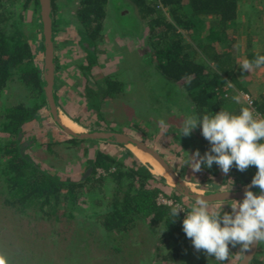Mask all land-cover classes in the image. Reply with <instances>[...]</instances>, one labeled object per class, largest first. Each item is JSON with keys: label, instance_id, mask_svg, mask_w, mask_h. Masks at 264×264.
Instances as JSON below:
<instances>
[{"label": "trees", "instance_id": "16d2710c", "mask_svg": "<svg viewBox=\"0 0 264 264\" xmlns=\"http://www.w3.org/2000/svg\"><path fill=\"white\" fill-rule=\"evenodd\" d=\"M73 1L62 3L52 0L56 51L60 44L56 39L60 26L59 9L63 6L67 10ZM77 1L75 11L65 10L63 15L66 24L76 28L79 45L91 57L88 55V64L81 66L88 83L83 86L85 93L80 97L86 99L87 111L102 113L104 102L120 97L126 90V80L119 72L107 74L100 70L101 65L97 61V47L105 38L109 0ZM240 1L127 0L140 26L145 22L148 27L146 34L144 26L131 31L128 29L134 38L146 37L149 46L145 54L149 59H142L153 66L143 63L142 75L148 80L158 74L157 83L164 90L161 94L174 104L180 115L214 114L221 109L238 113L242 106H248L264 117V100H256L252 96L254 104L250 105L241 94L249 92L245 91L236 76L237 45L231 36L243 25L239 18ZM256 4L250 0L245 6L255 12ZM30 8L33 18L28 23L25 16ZM33 43L38 48L36 52ZM219 43L224 46L222 51L218 48ZM43 49L39 0H0V196H3L4 205L24 215L40 214L43 218L53 217L57 221L64 216L75 220L77 229L87 231L88 235L96 233L99 239L110 244L115 254L122 251L127 237L144 228L147 234H154L159 240L156 256H159L160 249L166 248L168 251L162 254V258L171 263L220 264L221 261L193 247L182 228V211L174 222L171 221V206L180 202L181 197L192 202L194 199L173 189L163 176H156L148 165L135 159V153L129 148L121 155L95 148L87 157L88 164L83 174L89 168H92L91 173L82 181H71L75 176L61 181L49 173L47 168L57 170L58 167L50 158L42 157L45 154L54 158L60 155L55 146L68 143L69 148L77 151L80 144L94 142L76 138L40 142L38 133L37 136L33 133L37 131V126L26 131L30 128L29 124L47 109L41 67L36 62L37 52H43ZM256 55H264V51L249 52L247 59H254ZM59 69L56 56L58 101ZM93 70L98 72L97 76ZM230 82L234 83L235 89ZM146 84L149 85L148 81ZM12 85L19 88V92H16L13 101H9L7 92ZM149 89L153 98L157 99L156 88L152 89L149 85ZM234 97H239V100ZM156 112L160 117L161 108L157 107ZM136 128L143 130L139 125ZM180 129L181 126H174L168 132L185 157L197 150L203 155L210 149L200 126L186 136L180 135ZM143 133L146 135V132ZM29 139L33 142L28 143ZM199 171L208 175L210 184L219 187L220 184L228 185L231 180L236 184H249L257 168L250 166L240 171L233 166L228 173H224L214 163L211 168L202 166ZM182 176L187 179L184 173ZM215 180H220V184ZM170 190L173 192H168ZM253 191L259 189L254 187ZM161 195L173 199V202H160ZM184 206L189 207L187 204ZM224 209L230 211L228 207ZM260 244L251 264L260 263L258 253L264 252Z\"/></svg>", "mask_w": 264, "mask_h": 264}, {"label": "rangeland", "instance_id": "374dc122", "mask_svg": "<svg viewBox=\"0 0 264 264\" xmlns=\"http://www.w3.org/2000/svg\"><path fill=\"white\" fill-rule=\"evenodd\" d=\"M60 1L66 3V0ZM244 1L241 0L243 2L241 13L244 12L245 8H248L245 7ZM248 1L250 0H246V2ZM251 1L256 2L257 0ZM257 2H259V4H256L257 11L253 13L254 15L251 14L252 16H249V18L255 19L254 24L260 22L262 15H264V12H262L264 5L260 4V2L264 3V0H258ZM77 5L78 1L74 0L73 4L67 6V10L61 6L58 14V23L63 26L62 28L59 26L56 34V39L60 43L56 56L60 65L58 75L62 84L58 90L62 116L72 121L78 120L86 128L116 129L144 141L165 156L178 171L184 173L191 186L197 191H216L229 189L232 186L234 188L236 184L233 180L228 181L226 186L220 184V180H215L220 186L214 187L209 183L208 175L200 171H194L189 165H185L187 157L177 147L168 131L173 129L174 126H182L186 117L180 115V112L175 110L174 104L171 101L168 102V99L162 95L164 90L157 83V78L159 77L157 73L149 77L148 80L144 78L145 75H142L144 66L141 65L143 63L153 66L150 62L143 60L144 58L149 59L148 54L145 56L149 46L146 44V37L144 39L134 38L128 32V29L131 31V29H137V27L139 29L144 26V34H146L148 27L144 21L143 25L141 23L140 26L127 0H109L107 9L109 17L104 28L105 38L103 43L97 47L99 50L97 61L101 65V68L98 67V69L100 68L107 74H113L118 71L119 75L126 80V90L120 97L104 102L102 113L99 112L101 114L96 110L92 111L89 109L87 111L86 99H81L80 95L85 93L83 86L88 83L81 66L88 64L89 53L79 45V36L76 33V28L66 24V17L63 15L66 11L74 12ZM128 10L129 13H126ZM250 10L252 11V9ZM135 11L137 12L136 8ZM25 17V20L29 23L33 18V10L31 8L26 11ZM242 21L244 25H241L242 27L240 26L239 30L243 32L239 35V39L241 43L247 44L248 35H245L247 30L246 21L245 19ZM254 28L252 32L256 33V37H252V39L257 40L256 42L261 47L264 41V36H262L264 35V29L260 25H254ZM32 46L36 52L38 48L34 43ZM238 48L240 57H243L242 47ZM36 62L40 65L43 64L42 51L37 52ZM93 73L96 76L98 75L95 70H93ZM239 74L241 76L245 74V71L239 70ZM146 81L152 86V89L156 88L157 99L153 98L154 95ZM162 86L165 89L167 88L165 85ZM231 87L235 89L233 84ZM16 92H19V88H14V85L8 89L7 96L9 101L10 99L13 101L16 98ZM249 95L254 98L256 96L250 92ZM239 97L241 98V95ZM157 107L161 108L160 117L156 112ZM138 125L143 130L137 129ZM29 126L30 128L37 126V131L33 133L36 136L38 133L40 142H59L67 139V136L51 122L46 110H43L40 113V117L31 122ZM143 132H146V135ZM69 146L70 144L68 143L65 145L64 143L62 145L59 144L54 148L60 155L54 158L52 155L45 154V157L42 158H50L51 162L58 167L56 171L66 176L75 177L84 175L83 173L88 164L87 157L95 148H101L113 155L125 154L128 150L126 146L96 142L94 144L89 142L80 144L77 151L75 149L72 150ZM129 149L133 151L132 146ZM85 153L86 155H84ZM31 154L35 155V153ZM133 156L140 163L148 165L156 176H164L157 174L150 162L141 161L135 154ZM127 161L130 162L131 159L128 158ZM168 192L173 191L170 190ZM159 200L160 202H173V199L163 195L160 196ZM178 203L190 206L193 202L181 197ZM223 204L225 203H212L209 205L215 208L221 207ZM226 207L231 210L229 205L224 206V208ZM182 212L185 216L186 211ZM74 221L72 219L68 220L64 216L61 217L60 221H57L53 217L49 219L43 218L40 214L39 216L24 215L10 206H5L3 196H0V258H2L3 264H179L177 262L171 263L162 258V254L164 255L168 251L166 248L160 249L158 251L159 256H156L157 247L160 246L159 240L156 235L147 234V230L145 231L144 228L139 229L136 235L127 237L122 244V251L119 254H115V251L111 250L110 244L103 239H99L96 233L88 235L87 231L77 229ZM262 244H264L263 241ZM243 254L244 251L240 249L239 245L235 247L230 245L227 262L224 260L222 264H236L238 256L241 257ZM261 254L264 256V253L260 252L258 256Z\"/></svg>", "mask_w": 264, "mask_h": 264}, {"label": "clouds", "instance_id": "9594fccd", "mask_svg": "<svg viewBox=\"0 0 264 264\" xmlns=\"http://www.w3.org/2000/svg\"><path fill=\"white\" fill-rule=\"evenodd\" d=\"M239 65L242 70L251 71L253 66L264 65V55L245 59ZM234 99L238 101L239 97ZM197 126L209 141L210 149L203 155L199 150L189 153L185 165L199 171L202 166L211 168L215 163L224 173L233 166L240 171L250 166L257 168L249 184L235 183L246 189L243 199H229L225 203L230 211L224 209L225 204L210 207L207 199L199 196L189 207L177 203L170 208L173 222L181 211H186L182 228L196 250L224 261L229 256L230 245H239L247 252L254 244L264 241V117L248 106H242L238 113L221 109L214 114L189 115L183 121L180 135L191 134ZM254 187L259 191H253ZM232 188L222 193H230ZM0 264H3L2 258Z\"/></svg>", "mask_w": 264, "mask_h": 264}, {"label": "water", "instance_id": "95a60500", "mask_svg": "<svg viewBox=\"0 0 264 264\" xmlns=\"http://www.w3.org/2000/svg\"><path fill=\"white\" fill-rule=\"evenodd\" d=\"M39 2L40 18L42 24V39L44 45L43 64L39 65L41 67L40 72L42 76V87L47 99L48 115L56 128L63 132L67 136V138H76L104 144H118L126 146L128 148L132 146L145 153L150 154L152 157L157 159L164 167L167 176L163 177L165 178L166 182L171 187L176 189L184 196H187L188 198L195 199V197L199 196L202 198H206L209 204L227 203L229 202V199H243L246 188H243L242 185L235 186L234 188H232L230 193H222L223 190L227 189H219L216 191L195 190V188L191 186L190 182L182 176V173L178 171L165 156H163L159 151L151 147L149 144L126 132L111 128H86L80 122H77L82 128V130L79 132L73 131L69 127H67L61 120V106L59 105V101L56 95V41L54 35V15L52 0H39ZM28 130L31 131V128L26 129L27 132ZM30 142H32V139L28 140V143ZM47 169L49 170L50 174H52L59 180L68 181V176L54 169ZM91 170L92 168H89V170L83 176H76L71 179V181L84 180L86 176L91 173ZM169 178L173 180V182H171ZM259 245L260 244H254L249 251L244 252L237 264H251V261L253 260L255 254L259 249Z\"/></svg>", "mask_w": 264, "mask_h": 264}, {"label": "crops", "instance_id": "0c3cea01", "mask_svg": "<svg viewBox=\"0 0 264 264\" xmlns=\"http://www.w3.org/2000/svg\"><path fill=\"white\" fill-rule=\"evenodd\" d=\"M257 1L255 3L259 4V2H257ZM242 4H243V2L240 1V15H239V18L241 20H244L245 19V21H246V28H247V30H246V34L245 35H248V39H247V44H245L244 42L241 43L240 42V39H239V35L243 31L242 30H238V29H237L236 34H234V35L231 36V38L232 37L235 38V40H236L235 42H236V45H237V47H236V49H237V54H236V59H237L236 60V76H237V79H238L239 83H241L242 86L246 88L245 91L250 92V93L256 95L255 96V99L256 100H264V65H261L260 67L253 66V68H252L251 71H245L244 70L245 71V74H242L241 75L242 77L239 74V70H242V68H241V66L239 64L242 63L243 60L247 59V54L249 52H253V51L254 52L264 51V41L262 42L261 47H259L258 42H256L257 40L252 39V37H256V33L252 32V30L255 29L254 28V25H260V27H262L264 29V15H262V17H261L262 20L260 22H258V23L255 22L257 24H254L253 19H252V23H251V21L249 20V16L254 15L253 14L254 12H252L248 8H245L244 9V12H243L244 14L241 13V9L243 7ZM260 4H263L264 5V3H262V2H260ZM245 5H246V1H245ZM245 7H247V6H245ZM262 12H264V9H262ZM249 36H251V37H249ZM262 36H264V35H262ZM238 47H242L243 51H241V52L244 54L243 57H240V50H239ZM218 48H219V50L222 51L224 49V46L219 43L218 44ZM230 84H233L234 85V83H232V82H230ZM240 92H241V90H240ZM263 245L264 244H262L261 247H263V249H264V246ZM261 253H264V252H261ZM235 256H236V254H235ZM241 257L238 256L237 263L239 262V260L241 259ZM263 257L264 256L262 254L259 256V258H260V263L259 264H264V258ZM222 262L223 261H221L220 264H222ZM225 262H227V258L225 259Z\"/></svg>", "mask_w": 264, "mask_h": 264}, {"label": "bare ground", "instance_id": "6f19581e", "mask_svg": "<svg viewBox=\"0 0 264 264\" xmlns=\"http://www.w3.org/2000/svg\"><path fill=\"white\" fill-rule=\"evenodd\" d=\"M61 120L62 122L67 126L69 127L71 130L73 131H76V132H79L82 130L81 126L75 122V121H72V120H69L67 119L66 117L62 116L61 117ZM133 151L134 153L136 154V156L143 162H150L153 166V170L157 173V174H162L164 176H167V173L164 169V167L161 165V163L155 159L154 157H152L150 154L148 153H145L135 147H133ZM169 180L171 182H173V180H171L169 178Z\"/></svg>", "mask_w": 264, "mask_h": 264}, {"label": "built area", "instance_id": "2783aa9c", "mask_svg": "<svg viewBox=\"0 0 264 264\" xmlns=\"http://www.w3.org/2000/svg\"><path fill=\"white\" fill-rule=\"evenodd\" d=\"M242 96H243V98L250 104V105H253L254 104V98L253 97H251L250 95H249V93H242Z\"/></svg>", "mask_w": 264, "mask_h": 264}, {"label": "flooded vegetation", "instance_id": "af4514ba", "mask_svg": "<svg viewBox=\"0 0 264 264\" xmlns=\"http://www.w3.org/2000/svg\"><path fill=\"white\" fill-rule=\"evenodd\" d=\"M59 84H60V86H62L61 82Z\"/></svg>", "mask_w": 264, "mask_h": 264}]
</instances>
